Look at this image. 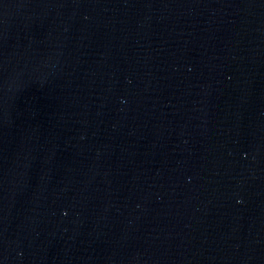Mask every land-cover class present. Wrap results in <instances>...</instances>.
Returning <instances> with one entry per match:
<instances>
[{
	"label": "water",
	"instance_id": "water-1",
	"mask_svg": "<svg viewBox=\"0 0 264 264\" xmlns=\"http://www.w3.org/2000/svg\"><path fill=\"white\" fill-rule=\"evenodd\" d=\"M0 264H264V0H0Z\"/></svg>",
	"mask_w": 264,
	"mask_h": 264
}]
</instances>
